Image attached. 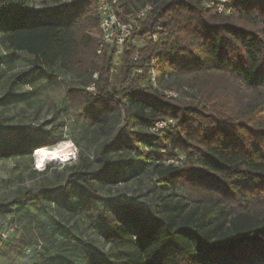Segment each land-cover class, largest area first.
I'll return each mask as SVG.
<instances>
[{
  "label": "trees",
  "instance_id": "1",
  "mask_svg": "<svg viewBox=\"0 0 264 264\" xmlns=\"http://www.w3.org/2000/svg\"><path fill=\"white\" fill-rule=\"evenodd\" d=\"M227 1L232 12L223 15L202 0H119L123 14L153 8L115 56L111 46L97 53L95 0L42 8L0 0V47L32 56L0 102L32 74L56 78L58 68L73 76L65 103L80 109L85 130L105 135L91 151L76 141L75 160L54 169L55 180L0 202L2 215L54 236L50 248L21 239L19 252L36 255L26 264H264V98L241 110L201 86L190 98L164 92L170 80L211 69L264 89V0ZM168 118L173 125L151 130ZM61 140L55 126L0 115V160ZM132 184L138 190L126 197Z\"/></svg>",
  "mask_w": 264,
  "mask_h": 264
},
{
  "label": "rangeland",
  "instance_id": "2",
  "mask_svg": "<svg viewBox=\"0 0 264 264\" xmlns=\"http://www.w3.org/2000/svg\"><path fill=\"white\" fill-rule=\"evenodd\" d=\"M42 1L44 0H27L28 4L35 8H42ZM8 59L11 60L7 63ZM31 60L32 56L27 53L16 52L11 55L10 51L0 47V99L8 88L9 76L26 69ZM54 72L58 75L56 78H49L43 73L32 74L31 83L16 86L13 91L15 98L7 103L0 102V115L7 117L12 123L29 124L30 127H35L39 123H45L48 127L55 126L57 131L62 133V140L47 147L64 144V150L69 159L64 162L51 161L36 164L32 154L31 157L0 160L1 203L11 201L28 189L34 190L47 180H55L53 170L60 172L63 164H69L75 160L76 141L86 145L91 151L97 141L105 138V135L98 129L88 128L85 130L80 109L65 103L64 93L67 82L71 81L73 76L58 68L54 69ZM170 81H172L171 91L176 92L181 99L194 97L196 93L199 94L196 88L201 86L202 90L211 94L213 98L221 97L231 106L237 105L241 110L252 107L257 98H264V89H248L226 72L213 69L202 74H185ZM47 163H51L54 167L46 173H39L38 171L47 167ZM145 180L146 178L143 179V182ZM136 186L137 184H132L124 188L126 197L137 192L138 186ZM4 217H10V215ZM84 235L90 238L94 236L89 229L84 232ZM21 239H29L34 244L50 248L54 236L50 231L45 230L42 224L30 223L26 217L21 218L18 230L10 235L0 249V264H26L35 260L36 255L19 252L18 248L23 246Z\"/></svg>",
  "mask_w": 264,
  "mask_h": 264
},
{
  "label": "built area",
  "instance_id": "3",
  "mask_svg": "<svg viewBox=\"0 0 264 264\" xmlns=\"http://www.w3.org/2000/svg\"><path fill=\"white\" fill-rule=\"evenodd\" d=\"M96 1V11L99 16L98 24V38L100 40V46L97 53H100L102 49L106 46H111L114 49V55L118 56L121 54L123 43L130 37L131 32L136 27L138 20L142 19L149 11L153 8V5L146 4L141 6L136 11L128 14H123L121 9H119V0H95ZM203 6L208 9H214L217 13L228 15L232 12V6L227 0H202ZM157 38L156 33L151 34V39L155 40ZM137 55L132 58L136 59ZM150 81L152 86L157 87L155 81V74L151 72ZM93 87H88V90H92ZM166 95L177 97V93L173 91H164ZM173 125V120L159 119L154 123L152 131L157 132L167 126ZM69 159V158H67ZM66 159V160H67ZM166 163L178 164V160L172 158L167 159ZM10 217H4L8 216ZM18 230V224L13 221L11 214L2 215L0 213V249L4 242L10 237L11 234ZM27 252L30 249L26 250Z\"/></svg>",
  "mask_w": 264,
  "mask_h": 264
},
{
  "label": "bare ground",
  "instance_id": "4",
  "mask_svg": "<svg viewBox=\"0 0 264 264\" xmlns=\"http://www.w3.org/2000/svg\"><path fill=\"white\" fill-rule=\"evenodd\" d=\"M36 164L43 162H64L67 159V153L64 150V144H56L52 147H42L33 152Z\"/></svg>",
  "mask_w": 264,
  "mask_h": 264
}]
</instances>
